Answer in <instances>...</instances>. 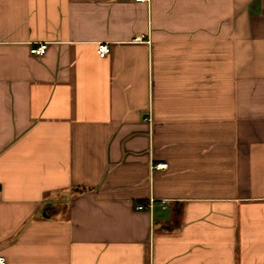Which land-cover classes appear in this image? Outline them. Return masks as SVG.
Wrapping results in <instances>:
<instances>
[{
  "label": "crops",
  "instance_id": "obj_1",
  "mask_svg": "<svg viewBox=\"0 0 264 264\" xmlns=\"http://www.w3.org/2000/svg\"><path fill=\"white\" fill-rule=\"evenodd\" d=\"M0 255L264 264V0H0Z\"/></svg>",
  "mask_w": 264,
  "mask_h": 264
},
{
  "label": "built area",
  "instance_id": "obj_2",
  "mask_svg": "<svg viewBox=\"0 0 264 264\" xmlns=\"http://www.w3.org/2000/svg\"><path fill=\"white\" fill-rule=\"evenodd\" d=\"M136 1H144V2H149L150 0H136ZM47 48V43L46 42H41L39 44H36L31 47V52L37 55H42ZM110 51V47L107 43L101 42L98 45V53L101 57H104L107 55V53ZM154 168L161 169V168H167L168 167V162H158L154 163L153 165ZM137 208L142 209L144 208L143 204H138ZM6 260L4 256L0 255V264H5Z\"/></svg>",
  "mask_w": 264,
  "mask_h": 264
}]
</instances>
